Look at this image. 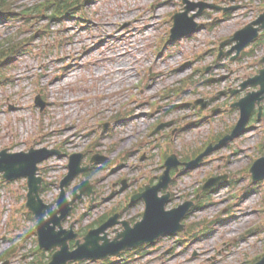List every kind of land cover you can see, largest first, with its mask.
<instances>
[{"label": "rangeland", "instance_id": "374dc122", "mask_svg": "<svg viewBox=\"0 0 264 264\" xmlns=\"http://www.w3.org/2000/svg\"><path fill=\"white\" fill-rule=\"evenodd\" d=\"M43 1L49 0H20L19 4L34 6ZM191 1L234 10H206L196 19L199 28L195 34L167 44L160 55L161 40L169 41L172 16L184 10L182 0H96L86 16L52 22L49 28L45 22L28 27L26 20L0 19V42L14 35L37 37L25 54L0 65L9 80L0 81V151L21 152L32 147L62 151V156L40 166L41 176L50 186L43 195L47 203L55 202L59 195L71 154L85 153L86 161L97 153L110 159L86 176L97 191L93 204L97 208L88 211L89 198L84 197L66 227L75 222L77 231L86 229L114 210L123 212L125 219L139 218L145 205L131 206L130 199L146 184L158 182L164 151L190 154L203 147L213 133L237 123L239 110L231 105L254 89L237 95L231 91L258 74L264 43L259 48L250 46L246 58L226 60L221 66L228 57L218 65L214 60L221 42L264 12V0ZM99 44L103 45L98 48ZM125 67L127 71H123ZM205 68L209 71L203 72ZM125 72L126 77L116 81L115 75ZM191 76L192 84L185 90L170 92ZM38 96L46 102L43 111L35 105ZM199 99L210 104L201 115L191 104ZM153 106V114L146 116ZM213 108L218 111L216 116L200 122ZM124 109L129 119L112 122V116ZM261 118L252 120L244 136L197 169L180 174L172 184L176 196L167 208L192 200L210 176L228 175V182L210 195L204 208L184 221L190 234L161 238L143 255L127 253L110 260L120 264H250L264 253V182L246 192L251 183L248 167L264 153L260 147L263 143L264 148V115ZM161 119L170 126L149 136L151 127ZM96 138L101 139V147L90 150ZM3 180L0 176V254L15 249L9 263L30 264L38 242L32 231L36 222L27 218L23 208L27 182L7 184ZM80 181L78 177L68 188L70 198ZM125 183L127 187L122 189ZM202 221L203 225H195ZM115 235L110 233L111 238ZM45 254L49 258L51 253Z\"/></svg>", "mask_w": 264, "mask_h": 264}, {"label": "water", "instance_id": "95a60500", "mask_svg": "<svg viewBox=\"0 0 264 264\" xmlns=\"http://www.w3.org/2000/svg\"><path fill=\"white\" fill-rule=\"evenodd\" d=\"M187 4L185 12L174 16L175 25L172 30V40L182 38L196 31L198 25L195 23V18L200 15L208 5L195 4L184 0ZM200 7L198 14L189 17V13ZM255 26H258L257 28ZM264 29V14L255 22L248 25L243 30L237 32L233 39L222 44L224 48L227 44L237 42L231 54L234 51L238 52V56L244 49L259 36V31ZM236 57V58H237ZM264 64V59L261 61ZM258 87L257 92L249 93L244 99L234 104L241 110V119L231 135L225 137L220 144L208 149L204 154L190 163H184L186 169L196 168L200 162L209 155L213 150L227 144L237 136L245 133L246 126L255 111L257 105L264 102V69L258 76L249 80L243 85V89L247 87ZM236 94V93H235ZM56 151L34 150L31 149L28 153H9L8 150L0 152V173L6 180H18L21 178L28 179L29 194L27 207L36 215L38 220L37 231L41 246L49 251L57 249L53 255V259L49 264H70L71 262H80L84 260H106L110 256L119 255L120 253L138 248L145 244H153L157 239L164 235H173L184 231L185 226L182 221L186 218L193 207L192 202H187L180 207L166 211V205L169 203L171 194L159 197L160 191H167L171 182L170 172L172 169H178L181 163L176 156H172L167 162V170L161 177V181L156 186H147L146 191L134 197L135 201L144 199L146 201V212L142 222L131 227L130 223L122 222L124 230L118 234L114 240L108 238L106 231L118 224V215L111 218L107 223L97 230L91 231L83 239H78L79 235L74 232V225L70 230L63 228V221L71 214L72 206L81 196L75 194L73 202H68L64 188L79 174L89 170L90 166L81 168L82 155L72 157L69 176L62 183V194L58 200L59 209H55V205H46L41 199L40 191L42 189L43 179L38 177V164L44 160L56 155ZM99 162V161H96ZM254 182L264 180V157L255 162L251 169ZM222 178L211 180L205 187L209 189L217 185ZM77 189H82L87 194H90L88 183H83ZM49 216V218H47ZM60 230H57V228ZM105 233L104 236L102 234ZM76 240L77 249L71 251L70 241ZM257 264H264V258Z\"/></svg>", "mask_w": 264, "mask_h": 264}, {"label": "trees", "instance_id": "16d2710c", "mask_svg": "<svg viewBox=\"0 0 264 264\" xmlns=\"http://www.w3.org/2000/svg\"><path fill=\"white\" fill-rule=\"evenodd\" d=\"M93 0H54L56 2L54 5V2H50L48 5L45 6V9L43 7H36L32 9H27L26 11H23L22 13L16 12L13 8H11V5L5 2L4 0H0V17L2 18H8L11 20H14V18L19 17L17 19L22 18L27 11H31V13L35 16L41 15L42 11L49 10L52 11L51 19L53 17H63V16H72L78 13L79 11L83 10L86 5L89 2H92ZM16 19V20H17ZM24 45L21 44L16 38L15 39H8L4 42L0 43V63L4 59H9L10 57L18 54L23 49ZM1 75V71H0ZM201 204L198 205V207ZM9 256V255H6ZM4 257H0V261H2ZM36 264V263H33ZM39 264H45V263H39Z\"/></svg>", "mask_w": 264, "mask_h": 264}, {"label": "bare ground", "instance_id": "6f19581e", "mask_svg": "<svg viewBox=\"0 0 264 264\" xmlns=\"http://www.w3.org/2000/svg\"><path fill=\"white\" fill-rule=\"evenodd\" d=\"M103 44H101L98 48H100ZM122 67V66H121ZM120 70V69H119ZM128 69H126V67L123 69V71H127ZM130 70V69H129ZM126 74H119V75H115L116 81H119L121 78L126 77L127 72H125ZM132 77V76H131ZM130 78V77H129ZM114 79V78H113ZM221 236V235H220Z\"/></svg>", "mask_w": 264, "mask_h": 264}]
</instances>
